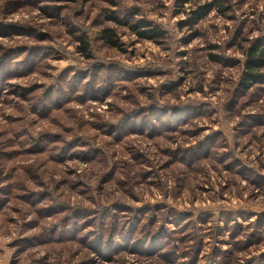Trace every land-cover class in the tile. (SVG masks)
I'll return each mask as SVG.
<instances>
[{"label":"clouds","instance_id":"obj_1","mask_svg":"<svg viewBox=\"0 0 264 264\" xmlns=\"http://www.w3.org/2000/svg\"><path fill=\"white\" fill-rule=\"evenodd\" d=\"M5 64L0 264H264V0H0Z\"/></svg>","mask_w":264,"mask_h":264},{"label":"rangeland","instance_id":"obj_2","mask_svg":"<svg viewBox=\"0 0 264 264\" xmlns=\"http://www.w3.org/2000/svg\"><path fill=\"white\" fill-rule=\"evenodd\" d=\"M13 74H17V73L11 72L7 64L3 65V67H0V94L4 92V78Z\"/></svg>","mask_w":264,"mask_h":264}]
</instances>
